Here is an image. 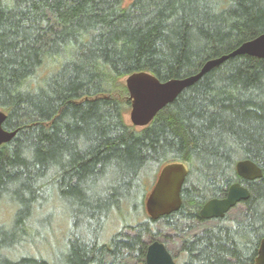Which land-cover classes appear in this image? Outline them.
<instances>
[{"label": "trees", "instance_id": "1", "mask_svg": "<svg viewBox=\"0 0 264 264\" xmlns=\"http://www.w3.org/2000/svg\"><path fill=\"white\" fill-rule=\"evenodd\" d=\"M261 33L264 0H0V110L16 130L0 145V209L13 210L10 224L0 221V264H128L125 250L144 264L142 237L156 220L106 242L107 224L126 206L141 215L171 162L187 176L166 225L201 219L232 183L250 190L242 218L183 239L176 264H254L264 237V58H229L144 127L125 118L124 78L187 76ZM241 159L262 178L239 177ZM60 201L62 248L46 236Z\"/></svg>", "mask_w": 264, "mask_h": 264}, {"label": "water", "instance_id": "2", "mask_svg": "<svg viewBox=\"0 0 264 264\" xmlns=\"http://www.w3.org/2000/svg\"><path fill=\"white\" fill-rule=\"evenodd\" d=\"M239 55L264 58V33L242 42L228 53L206 60L199 69L187 76L160 80L145 71L127 75L124 78V84L130 99L128 110L130 123L135 127L146 126L184 89L193 85L214 67ZM6 117L7 114L0 110V145L10 141L16 134V130L9 131L3 127ZM235 169L237 175L245 180H258L263 176L261 166L250 159L238 160ZM186 176V166L181 162L167 163L159 170L145 200V211L149 218L159 220L180 208L181 188ZM249 196L250 190L246 185L239 182L232 183L225 196L207 200L199 210V216L203 220L223 218ZM144 264H176V262L163 242L153 240L147 244ZM254 264H264V237L260 241Z\"/></svg>", "mask_w": 264, "mask_h": 264}, {"label": "rangeland", "instance_id": "3", "mask_svg": "<svg viewBox=\"0 0 264 264\" xmlns=\"http://www.w3.org/2000/svg\"><path fill=\"white\" fill-rule=\"evenodd\" d=\"M126 120L130 123L128 112L125 116ZM245 211V207L242 203L237 204L234 208H232L228 212V217L230 218H236L241 219ZM57 216L53 218V226L51 229V232L46 233L47 238H49L52 234L54 236L52 239H57V244L55 247L62 248L63 243V237L66 233L68 223H69V213L67 212L65 206L61 203H59V206H57ZM13 210H11L9 205H4L0 209V221L3 224H10L11 218H12ZM113 216V215H112ZM148 217L145 209L143 210L142 214H138L136 219L131 212V207L126 206L123 209H121V212H117V216H114L107 224V232L105 233L104 239L105 241H109L110 237L113 234H117L118 230H120V235L122 237L126 236H134L137 230V225L133 226L137 222H142ZM132 222V223H130ZM123 223H130L128 226L122 227ZM134 223V224H133ZM217 223V219H210V220H203V219H197V220H189L186 221L184 219H179L178 217L174 216L170 220V224L172 226L166 225L165 222L162 219L156 220L152 226V230L156 233L154 235L152 234H144V237H142V241L145 244H149L153 240H159L165 244L167 249L170 251V253L173 255V257H176L179 251V247L181 245V242L185 238H190L195 234L200 233L203 229L212 227ZM133 224V225H132ZM120 228V229H119ZM52 243V242H51ZM54 248V247H53ZM124 261L128 264H138L137 263V253L136 251H124Z\"/></svg>", "mask_w": 264, "mask_h": 264}, {"label": "flooded vegetation", "instance_id": "4", "mask_svg": "<svg viewBox=\"0 0 264 264\" xmlns=\"http://www.w3.org/2000/svg\"><path fill=\"white\" fill-rule=\"evenodd\" d=\"M182 189V188H181Z\"/></svg>", "mask_w": 264, "mask_h": 264}]
</instances>
